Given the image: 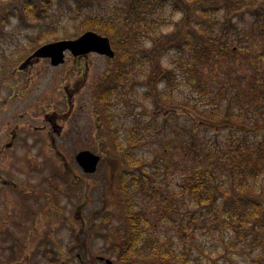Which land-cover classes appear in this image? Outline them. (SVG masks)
Returning a JSON list of instances; mask_svg holds the SVG:
<instances>
[{
    "label": "rangeland",
    "instance_id": "rangeland-1",
    "mask_svg": "<svg viewBox=\"0 0 264 264\" xmlns=\"http://www.w3.org/2000/svg\"><path fill=\"white\" fill-rule=\"evenodd\" d=\"M21 1L0 0V67L3 54H10L7 56L13 61L8 76L0 79V137L9 129L18 134L14 149L0 154V264H51L42 254L46 247L55 249L57 257L53 256L59 264H77L79 259L87 264H107L101 258L119 264L116 257L99 250L105 242L96 236L95 227L105 213L116 211L110 191L119 164L113 153L112 138L103 134L104 116L100 113L98 99L100 86L109 79L107 75L114 60L94 53L75 58L67 52L66 61L57 67L45 58L34 61L24 71L19 67L39 47L77 39L87 32L79 30L87 14L111 17L121 0H87L89 3L68 0L55 4L46 19L29 28L21 27L12 15ZM78 2L84 5L81 11ZM242 12L243 9L236 8L231 16L237 28L244 29L245 33L231 36L229 40L240 54L233 57L218 54L219 57L214 56L198 66L207 88L205 92H193L187 86V76L176 71L178 77L174 79V87L180 104L156 99L158 92L163 90V85L158 83L161 71L172 67L175 53L166 54L162 59L153 58L143 65L123 91L113 98L115 128L119 129L122 140L129 135L132 126L147 125L154 115L159 116L161 122L171 112L179 115V120L173 118V123L166 125L164 138L167 139L172 137L167 132L173 125L175 128L177 124L191 126L196 119L197 126L206 125V121L199 120L200 111L194 109V102L209 108L217 103L215 93L219 88L225 85L233 88L236 84L245 86L255 72H264V33L252 30L254 18L251 16L247 15L241 21ZM37 36L42 39L35 40ZM147 93L152 95V100H145ZM189 99L190 104L186 105ZM147 135L136 149V157L158 162L159 169L150 170L158 173L157 181L169 193L175 190L186 167L177 164L182 159L176 152H163L159 128L150 130ZM84 150L102 158L94 174L85 173L76 160L77 154ZM169 161L173 164L171 168ZM54 170L63 175L71 174L74 177V182L70 178L72 186L68 187L61 179H53ZM3 181H14L16 185L5 188ZM52 185L55 192L50 191ZM139 203L150 213L159 207L157 201L142 195ZM175 207L185 218L191 206L180 200ZM177 216H174V222H159L155 217L157 224L149 230L168 240L176 238ZM111 224L116 227L118 219L113 218ZM211 225L207 221V230L184 242L175 240V246L179 250L184 244L192 246L194 256L204 261L225 257L223 260L227 264H250L249 250H242L240 246L225 254L221 240L225 233L208 230Z\"/></svg>",
    "mask_w": 264,
    "mask_h": 264
},
{
    "label": "trees",
    "instance_id": "trees-1",
    "mask_svg": "<svg viewBox=\"0 0 264 264\" xmlns=\"http://www.w3.org/2000/svg\"><path fill=\"white\" fill-rule=\"evenodd\" d=\"M66 2L22 0L12 15L21 27L29 28L46 19L55 4ZM250 3L252 7L247 6ZM83 6L78 2L79 11ZM236 8L243 9L241 21L251 16L252 30L264 33V0H121L111 17L90 13L79 25L81 32L92 30L109 37L116 51L114 65L107 75L109 79L101 84L98 97L104 127L108 129L102 127L103 134L112 138L113 153L119 164L110 191L116 211L105 213L95 227L96 236L105 242L99 250L116 257L119 264H227L225 257L204 261L194 256L192 246L184 244L182 250L175 246V240L184 242L207 230V221L212 223L208 230L225 233L221 239L225 254L240 246L249 250L250 264H264V72H255L245 86L219 88L215 93L219 99L209 108L194 102L192 106L200 111L199 120L206 121L207 126H197V119L191 126L173 125L168 127L170 139L164 138L166 125H171L173 118L180 119L176 113L171 112L162 122L154 115L149 124L140 128L132 126L125 140L115 128L112 113L113 98L143 65L171 52L175 53L172 67L161 71L158 83L163 85V90L156 99L180 104L174 87L176 71L187 76V86L193 92H205L207 88L198 69L200 63L217 58L218 54L224 57L240 54L229 44L231 36L245 33L233 23L231 14ZM177 17L180 19L176 20ZM41 39L42 36H37L35 40ZM7 55L10 54H3L1 62V80L13 66ZM152 98L149 93L145 95V100ZM158 128L163 136V152H176L182 159L177 164L186 167L175 190L169 193L157 181L158 173L152 171L159 169L158 162L136 157V149L150 130ZM168 163L171 168L172 162ZM52 173L53 179L72 186L71 174L63 175L57 170ZM54 188L52 185L50 191L55 192ZM141 195L157 201L158 210L150 213L141 207ZM180 200L191 206L185 218L175 207ZM175 215H178L176 238L168 240L149 230L157 224L155 217L159 222H174ZM113 218L119 221L116 227H112ZM54 250L46 247L42 254L51 264H59L53 256H56ZM77 264L87 263L79 259Z\"/></svg>",
    "mask_w": 264,
    "mask_h": 264
},
{
    "label": "water",
    "instance_id": "water-1",
    "mask_svg": "<svg viewBox=\"0 0 264 264\" xmlns=\"http://www.w3.org/2000/svg\"><path fill=\"white\" fill-rule=\"evenodd\" d=\"M67 52L72 53L74 57L87 56L91 53L108 58H114L116 55L109 37L90 30L77 39L61 40L41 46L20 65L19 69L28 68L32 61L38 58H48L52 66H59L64 64ZM76 160L85 173L94 174L99 167L101 156L84 150L77 154ZM106 262L112 264L109 259H106Z\"/></svg>",
    "mask_w": 264,
    "mask_h": 264
},
{
    "label": "flooded vegetation",
    "instance_id": "flooded-vegetation-1",
    "mask_svg": "<svg viewBox=\"0 0 264 264\" xmlns=\"http://www.w3.org/2000/svg\"><path fill=\"white\" fill-rule=\"evenodd\" d=\"M80 58H82V57H80ZM32 64H34V62ZM23 71H20V72H23ZM9 98H11V96H9ZM17 136H18V134L15 132V130L9 129L8 132L6 131L4 133V135H2L0 137V154H5V153L12 151L14 149V147H15L14 144L18 140ZM60 173H61V171H60ZM66 174H68V173H66ZM47 182H48V179H47ZM13 184L16 185V182L14 183V181H13V182L9 183L7 181H3V183H2V185L5 186V188H12L14 186Z\"/></svg>",
    "mask_w": 264,
    "mask_h": 264
}]
</instances>
